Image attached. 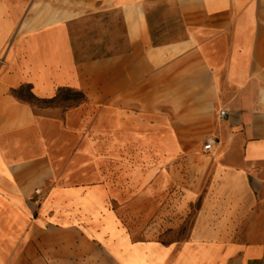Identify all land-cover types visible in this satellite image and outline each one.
<instances>
[{
  "label": "crops",
  "instance_id": "crops-1",
  "mask_svg": "<svg viewBox=\"0 0 264 264\" xmlns=\"http://www.w3.org/2000/svg\"><path fill=\"white\" fill-rule=\"evenodd\" d=\"M154 1L0 0V264H127L125 249L90 247V231L43 210L48 192L101 181L94 137L108 159L137 146L198 158L196 181L208 179L200 225L151 246L149 264H264V0H172L164 34ZM110 15L126 49L76 59L70 24ZM24 84L39 99L65 88L85 100L51 114L10 95Z\"/></svg>",
  "mask_w": 264,
  "mask_h": 264
},
{
  "label": "rangeland",
  "instance_id": "rangeland-1",
  "mask_svg": "<svg viewBox=\"0 0 264 264\" xmlns=\"http://www.w3.org/2000/svg\"><path fill=\"white\" fill-rule=\"evenodd\" d=\"M146 9L156 32L164 34L166 12L174 10L172 0H155ZM94 18L70 24L78 60L126 49L118 15L99 21ZM74 104L71 99L60 98L33 107L61 115ZM165 154L137 146L128 148L121 158L108 159L102 141L94 137L90 143V173L101 181L90 183L85 190L48 192L43 210L60 226L90 231V247H107L115 258L119 249H125L123 261L127 264H149L151 246H178L200 225L201 204L208 187L204 176L196 181L198 158L171 159ZM109 172L116 174L117 181L103 188L102 178L108 179ZM111 261L115 260L111 257Z\"/></svg>",
  "mask_w": 264,
  "mask_h": 264
},
{
  "label": "trees",
  "instance_id": "trees-1",
  "mask_svg": "<svg viewBox=\"0 0 264 264\" xmlns=\"http://www.w3.org/2000/svg\"><path fill=\"white\" fill-rule=\"evenodd\" d=\"M31 89H32L31 85L24 84V85L19 86L16 89H10L9 93L17 100L28 103L32 106H34V104H37V103L50 104V103L56 102L60 98L63 100L71 99L75 101V104L82 103L85 100L81 92L71 90V89H65V88H59L57 90L55 97L51 99H39L32 94ZM255 263L261 264L262 261H256Z\"/></svg>",
  "mask_w": 264,
  "mask_h": 264
},
{
  "label": "built area",
  "instance_id": "built-area-1",
  "mask_svg": "<svg viewBox=\"0 0 264 264\" xmlns=\"http://www.w3.org/2000/svg\"><path fill=\"white\" fill-rule=\"evenodd\" d=\"M224 115H225V111H222V110L219 111V116H224ZM211 145H212V140L210 138H207L203 141L202 149L204 151H208L210 150ZM35 193L39 194L40 192L38 190H35Z\"/></svg>",
  "mask_w": 264,
  "mask_h": 264
}]
</instances>
